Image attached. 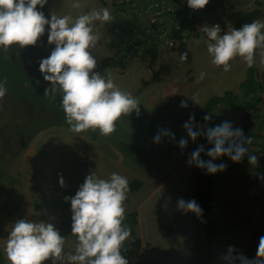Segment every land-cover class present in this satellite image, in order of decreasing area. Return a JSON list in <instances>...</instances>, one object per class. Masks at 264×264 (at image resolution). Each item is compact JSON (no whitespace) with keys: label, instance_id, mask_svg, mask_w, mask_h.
I'll list each match as a JSON object with an SVG mask.
<instances>
[{"label":"rangeland","instance_id":"1","mask_svg":"<svg viewBox=\"0 0 264 264\" xmlns=\"http://www.w3.org/2000/svg\"><path fill=\"white\" fill-rule=\"evenodd\" d=\"M85 1L87 4H84ZM104 1L105 5H99L96 0H81L80 7L76 8L73 7L76 0H48L43 8L47 9L50 18L51 15H69L75 20L92 10L110 9L108 0ZM235 2L233 11L248 12L260 8L250 0ZM215 17L208 18V21L215 19L223 24L226 14L217 12ZM260 20L264 22V18ZM208 21L203 22L202 28L207 26ZM96 24L101 28L99 21L94 23L93 28ZM227 25L226 32L231 31L233 27L229 24L222 26L225 29ZM107 26L115 29L114 20L102 25L106 29L101 30L99 44L106 53L110 50L115 56H120L115 45L117 34ZM202 28L199 33L191 35L185 44L190 55L187 63L179 61L175 50L160 49L159 53L155 52L157 57L153 64L149 62L150 52L146 50L138 57L125 59V66L120 67L114 56L108 60V67H103L101 50L100 53L91 50L97 59L95 71L111 78L116 85H123V91L132 94L160 66L170 71L169 75L161 73L159 81L139 95H133L140 102L141 116H132L131 120L126 121L132 123L131 128L136 125L131 134L138 135V139L146 144H143L144 147L161 153V158L152 166L145 169L130 163L102 138L99 130L98 137L91 140L87 135L75 133L64 126H51L32 133L27 143L23 139L25 134L20 133L22 141L12 151L16 154L13 157L0 155V254L6 264V240L13 224L19 219L52 223L66 238L65 251L74 252L76 238L71 235V203L65 197L74 196L91 173L103 179L117 173L126 177L129 183L134 180L141 183L137 191L127 194L126 215L135 210L140 213L145 206L151 205L145 210L147 222L151 225L148 224L150 228L147 231L152 250L147 254V260L137 261L136 264L152 260L157 264H241L238 259L241 255L249 260L256 259L259 239L264 236V166L258 161L253 166L247 160L237 163L222 156L213 163L225 164V170L209 174L188 164L192 153L189 146H203L205 151L201 159L207 161L210 157L205 152L213 145L208 144L203 136L193 142L183 127L188 122L184 117L194 115L197 118L204 103L211 97H221L225 92L235 95L246 79L247 65L239 57L231 61L232 68L228 72L211 63L207 53V36ZM262 52V49L256 51L252 73L254 82L259 81L264 72ZM109 66H114L116 76L122 78L126 72L131 75L126 78L127 81L114 79ZM137 68L141 69V73L134 77ZM201 72L206 73L203 80L198 79ZM194 95L198 104L191 100ZM257 95L264 100V89ZM250 96L247 95L248 98ZM181 101H186L188 106L181 107ZM256 106L261 109L259 119H264V106L261 103ZM208 114L211 120L194 122V130L215 127L224 122L232 124L233 118L236 119L233 128L241 129L244 137L261 129L256 123L250 125L246 122L245 116L249 113L232 105L218 104ZM17 120L26 122L24 118L21 121L12 116L9 110L5 113L4 106L0 107V124L6 126L5 131L0 129V139L4 143L10 140L13 131L17 132ZM161 129L170 131L175 139L162 137L161 143H155L154 137ZM181 139L188 140L184 149L179 147ZM258 169H262V172H258ZM61 177L63 186L60 184ZM206 190V213L202 212L198 217L178 208L180 199L196 202L204 197ZM164 194L168 196L166 203L152 206L153 199L160 195L161 203ZM207 222L214 226L211 245L205 239ZM230 247L233 249L231 253ZM45 264H51V260Z\"/></svg>","mask_w":264,"mask_h":264},{"label":"clouds","instance_id":"2","mask_svg":"<svg viewBox=\"0 0 264 264\" xmlns=\"http://www.w3.org/2000/svg\"><path fill=\"white\" fill-rule=\"evenodd\" d=\"M48 0H0V49L5 53L13 47L23 49L36 46L48 30L47 41L54 45L47 58L40 60L39 71L44 81L51 87L45 95L57 92L62 95L61 106L65 113L66 123L75 133L99 130L100 134L109 137L116 131V124L123 116L133 112L139 116L140 102L131 92L121 90L111 78L96 72L97 59L92 49L97 46L100 36L94 32L93 25H101L114 20L108 8L92 10L75 18L69 15L46 18L42 9ZM209 0H187L193 10L205 8ZM73 7L79 8V3ZM207 36V53L211 63L222 67L224 72L231 70V61L241 58L247 67H253L257 49L264 50V22L254 20L244 24L239 30L221 35L219 25L202 28ZM264 55V52H262ZM187 60V52L181 54L180 61ZM206 73L201 72L198 79L203 80ZM6 82L0 83V100L7 94ZM192 101L197 103L194 95ZM198 104V103H197ZM187 102L181 101L186 108ZM194 115L183 127L187 136L195 142L203 136L208 144L213 145L205 161L201 153L203 146L191 153L189 166L206 170L209 174L224 171L226 165L213 163L222 156L233 162H241L248 155L246 144H251V137H244L243 131L233 128L229 122L215 127H201L194 130ZM210 121L211 116L205 115ZM162 137L175 139L174 135L161 129L154 137V142L161 143ZM188 140L181 139L179 147H187ZM249 163L257 164L256 155H249ZM61 186L64 180L60 179ZM130 191L126 177L112 173L108 179L88 175L74 196L65 197L71 203V235L76 238L74 252H66V238L60 234L52 223L17 220L6 240L4 253L8 264H129L122 255L124 244L131 237V229L124 226L126 217L125 201ZM178 208L192 212L198 217L202 210L194 201H178ZM233 249L229 248V253ZM230 257H225L229 259ZM241 264H264V236L260 237L256 259L249 260L239 256Z\"/></svg>","mask_w":264,"mask_h":264},{"label":"trees","instance_id":"3","mask_svg":"<svg viewBox=\"0 0 264 264\" xmlns=\"http://www.w3.org/2000/svg\"><path fill=\"white\" fill-rule=\"evenodd\" d=\"M235 6V0H209L208 5L201 9V11L202 15H212L216 12L225 13L226 17L223 20L222 25L224 26L229 24L236 30H239L244 24L264 18V8H255L248 12H239L237 10L233 11ZM37 8L38 10L45 12L44 8L40 9L39 6H37ZM209 23H207V25ZM47 36L48 30L46 26L45 34L40 38L36 46H28L23 49L15 46L7 53L0 49V83L6 82L5 86L7 88L6 96L3 98V100H0V107H5V113L9 110L12 116H15L21 121L24 118L26 121L24 123L23 121L20 122L18 120L15 122L17 125V132L13 131L10 134V140L8 142L4 143L2 139H0L2 148V151L0 150V155L7 154L10 155L9 157H13L16 154L12 151L17 148L16 146L18 143L22 141V138L19 136L20 133L25 134L23 139H25V142H28L32 133L40 132L47 127L64 126L70 128V126L66 123L65 113L61 106L62 95L59 92H57L54 97L51 93L45 95V90L50 88L51 85L50 82L44 81L43 76L39 71V62L40 60L47 58L54 49V45L48 44ZM149 52V62L153 64L156 59V53L155 51L151 50ZM185 52H187L185 49V44H180L176 47L175 54L179 61L181 54ZM117 56L119 58L117 63H121V60L130 59V57L125 58L123 56ZM189 60L190 55L187 52V60L182 63H187ZM246 72L247 78L243 83L240 84L238 94L232 95L231 93L225 92L221 97H211L204 103L201 114L195 118L194 122L203 120L204 116L213 110L218 104L225 106L232 105L233 107L240 108L246 113H249L245 116L246 122L248 124L252 125L253 123H256L261 127L259 130L264 131V119H259V116L262 115L260 112L261 109L256 106L258 103H261L264 106V100L260 99L257 95L264 89V72L261 74L260 80L256 82L252 80L253 67H247ZM161 73L163 75H169L170 71L164 70V67L160 66L156 72L152 73L151 78L148 81H143L141 83L140 88L136 90L133 95L136 96L148 85L157 83ZM248 94H251L249 98L247 97ZM132 116L133 118L137 117L135 112H133L130 116H123L116 124L115 133L109 137L102 135V138L106 139L108 143L130 163L137 166L138 168L147 169L148 167L152 166L154 162L161 158V153L157 150L144 147L143 144H146L142 143L138 139V135L134 133L133 135L131 134L136 125L131 128L130 124L132 123H127L126 121L128 119L131 120ZM139 116H141V113H139ZM184 119L189 121V117H184ZM0 129L5 131L6 126L0 124ZM81 134L87 135L91 140H95L98 137L97 130H89L86 132H81ZM246 147L248 148V155H245L242 158V161H249V155H255L252 150V144H246ZM188 148L193 152L198 147L189 146ZM7 151L10 152L7 153ZM201 155H204V152L201 153ZM223 157L231 160L227 156ZM257 171L261 173L262 169H258ZM129 185V192L137 191L141 187V183L135 180L130 182ZM207 195L208 190L205 191L203 198L196 201L203 213H206L208 210L206 203V200H208ZM124 223L128 228L131 229V235L134 236L136 213L131 212L127 214ZM213 230L214 226L212 223L207 222L205 239L208 245L212 244ZM134 247V251L126 257L129 261V264H136V253L139 247V242L137 240L134 243ZM0 264H6L1 254ZM140 264L157 263L152 260L144 261Z\"/></svg>","mask_w":264,"mask_h":264},{"label":"built area","instance_id":"4","mask_svg":"<svg viewBox=\"0 0 264 264\" xmlns=\"http://www.w3.org/2000/svg\"><path fill=\"white\" fill-rule=\"evenodd\" d=\"M250 1L264 8V0ZM111 13L117 34V52L125 58L138 57L146 50H175L202 28L201 9H191L187 0H111ZM213 25H219L222 33L220 21L207 26ZM249 136L257 161L264 166V131H256L246 135V138ZM135 241L136 238L131 235L122 249L123 256L127 257L134 251Z\"/></svg>","mask_w":264,"mask_h":264},{"label":"crops","instance_id":"5","mask_svg":"<svg viewBox=\"0 0 264 264\" xmlns=\"http://www.w3.org/2000/svg\"><path fill=\"white\" fill-rule=\"evenodd\" d=\"M97 2H98V4L99 5H105V1L104 0H96ZM76 3H81V0H76ZM108 3H109V6H110V12H111V0H108ZM84 4H87V1H85L84 2ZM45 9V8H44ZM47 12V9H45V13ZM217 13V12H216ZM216 13H214V14H212V15H204L203 14V16H202V24H203V22L204 21H208V18H210V17H214V18H216L215 16H216ZM46 17L47 18H49L50 19V16H49V14L48 13H46ZM213 20V19H212ZM214 21V20H213ZM211 22V21H210ZM207 23H209V21L207 22ZM227 27H228V25L225 27V29L223 30V32H222V35L223 34H225V32H226V30H227ZM102 25H101V28H100V26L98 25V24H96L95 25V27L93 28V30H94V32L95 33H97L98 35H100L101 34V30H102ZM109 27L107 26V29H108ZM111 28V27H110ZM109 28V29H110ZM106 29V28H105ZM105 29L103 28V30L105 31ZM110 30H112V31H115L116 32V30L115 29H110ZM186 44V43H185ZM102 44H99V41H98V43H97V46L94 48V49H92V50H94L93 52L95 53L96 51H98L99 53H100V50H101V56H102V58H103V61L101 62V65L103 66V67H108V66H106V64L107 63H109V61L108 60H111L110 58H114V53H113V51H110V50H107V53L102 49V46H101ZM186 49V48H185ZM187 51V50H186ZM159 53V52H158ZM115 54H117V53H115ZM117 56V55H116ZM115 56V58L119 61V58H118V56L116 57ZM157 57V56H156ZM118 61H116V62H118ZM121 63H117L120 67L121 66H125L126 64H127V61H124V60H121L120 61ZM113 63H115V62H113ZM115 66H117V65H115ZM111 67V73H113L112 75H113V77H115L114 79H117V80H121V79H123V80H128V79H126L127 77H129L131 74L130 73H128V72H126V70L124 71V72H126V73H124V75H122V78L121 77H119V76H116V74L113 72V70L115 69L114 68V66H109V68ZM232 68V67H231ZM246 70H247V68H246ZM246 70H245V73H246V78H247V72H246ZM123 71V70H122ZM141 73V69L140 68H137L136 69V74H135V76L134 77H136V75L137 74H140ZM133 77V76H132ZM246 80V79H245ZM154 84V83H153ZM151 85V84H150ZM150 85H148V86H150ZM121 90H123V89H125V87L123 88V85L122 86H119V85H117ZM147 86V87H148ZM146 87V88H147ZM145 88V89H146ZM145 89H143V90H145ZM142 90V91H143ZM141 91V92H142ZM136 92V91H135ZM140 92V93H141ZM238 92H239V89H238V91H236V93H235V95L236 94H238ZM139 93V94H140ZM139 94H137V95H139ZM207 115H209V114H207ZM236 121V119L235 118H233V120H232V125L234 126V122ZM165 198H163L162 196V202L160 203L159 202V197H160V195L159 196H156L154 199H153V205L152 206H158V205H160V204H165L166 203V201H167V198H168V196H167V194H164L163 195ZM149 206H151V205H147V206H145V207H149ZM145 207H144V209L143 210H141V212L139 213V211L138 210H135V213H136V225L134 226V237L136 238V240L139 242V247H138V251H137V253H136V263H137V261H140L141 262V260H144V259H146L147 260V254L149 253V251L150 250H152V248H151V242H150V237H149V235H148V229L150 228V224L147 222V218H146V210H145ZM148 224L150 225V226H148ZM145 246H148V248H145L144 249V247ZM73 252V251H72ZM164 257H166V254L164 253Z\"/></svg>","mask_w":264,"mask_h":264}]
</instances>
